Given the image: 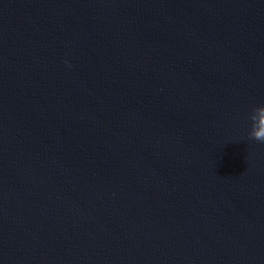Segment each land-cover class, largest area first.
I'll return each mask as SVG.
<instances>
[{
    "label": "water",
    "instance_id": "obj_1",
    "mask_svg": "<svg viewBox=\"0 0 264 264\" xmlns=\"http://www.w3.org/2000/svg\"><path fill=\"white\" fill-rule=\"evenodd\" d=\"M0 264H264V0H0Z\"/></svg>",
    "mask_w": 264,
    "mask_h": 264
}]
</instances>
